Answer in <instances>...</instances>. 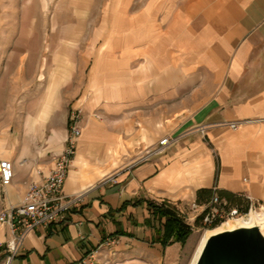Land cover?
<instances>
[{
	"label": "crops",
	"instance_id": "1",
	"mask_svg": "<svg viewBox=\"0 0 264 264\" xmlns=\"http://www.w3.org/2000/svg\"><path fill=\"white\" fill-rule=\"evenodd\" d=\"M105 3L104 50L75 108L82 135L74 161L81 151L88 175L75 180L72 160L64 187L76 203L67 221L29 232L10 264H192L200 246L161 245L148 203L185 217L193 203L202 211L218 197L264 218V0ZM165 138V151L151 154ZM113 153L124 161L100 182L101 160ZM2 157L15 178L0 185V213L21 206L55 161ZM15 234L0 223V264Z\"/></svg>",
	"mask_w": 264,
	"mask_h": 264
},
{
	"label": "rangeland",
	"instance_id": "2",
	"mask_svg": "<svg viewBox=\"0 0 264 264\" xmlns=\"http://www.w3.org/2000/svg\"><path fill=\"white\" fill-rule=\"evenodd\" d=\"M106 1L0 0V140L7 143L6 150L14 154L15 162L24 153L42 165L67 150L72 118L80 114L75 108L87 97L85 76L104 50ZM42 74L44 85L39 81ZM50 79L57 80V98L44 126L34 124L39 111L32 103ZM29 117L34 119L27 125ZM112 155L101 160L106 176L100 182L124 161L119 153ZM141 156L136 154L133 160ZM195 215L184 219L194 230L189 243L196 241L199 247L209 232L222 225L207 230L195 227Z\"/></svg>",
	"mask_w": 264,
	"mask_h": 264
},
{
	"label": "built area",
	"instance_id": "3",
	"mask_svg": "<svg viewBox=\"0 0 264 264\" xmlns=\"http://www.w3.org/2000/svg\"><path fill=\"white\" fill-rule=\"evenodd\" d=\"M79 116L72 118L71 134L67 138L68 148L60 155H56L53 169L51 173L38 183H31L24 197L23 204L19 207H12L7 211L0 213V223L10 226L12 232L17 233L9 240L6 249L9 257L1 264H10L15 255L19 252L23 244L24 238L31 231L39 228L48 229L50 226L67 221V214L71 206L75 204L76 198L65 194V183L69 175V168L76 154L79 139L81 138V127L78 125ZM237 123L232 124L236 127ZM171 144L169 138L163 139L159 147L151 154L159 155L163 153L167 146ZM150 154V153H149ZM150 154V155H151ZM15 178L14 163L10 160L0 161V182L1 186L6 188L12 184ZM108 181H113L108 180ZM114 182H116L114 180ZM113 182V183H114ZM200 206L197 203L191 205V211L196 213L195 222L202 218L201 228H213V226L222 225L230 220L245 219L251 213H244L239 208H228L218 197H214L213 201L204 210L199 211ZM117 241L111 240L110 244L115 245ZM79 264H88L83 261Z\"/></svg>",
	"mask_w": 264,
	"mask_h": 264
},
{
	"label": "water",
	"instance_id": "4",
	"mask_svg": "<svg viewBox=\"0 0 264 264\" xmlns=\"http://www.w3.org/2000/svg\"><path fill=\"white\" fill-rule=\"evenodd\" d=\"M240 221L243 219L227 222L233 229L222 223L221 232L217 229L207 234L192 264H264V218L250 225Z\"/></svg>",
	"mask_w": 264,
	"mask_h": 264
},
{
	"label": "trees",
	"instance_id": "5",
	"mask_svg": "<svg viewBox=\"0 0 264 264\" xmlns=\"http://www.w3.org/2000/svg\"><path fill=\"white\" fill-rule=\"evenodd\" d=\"M150 219L147 220V225L156 228L158 231V242L164 247L171 246L175 243L185 244L193 234L192 226L188 225L184 217L174 207L167 204L157 205L155 203H148L147 205ZM229 208V207H228ZM238 208V207H237ZM244 213H249L243 208H239ZM199 218L195 222V227L201 226ZM217 225L213 226V228Z\"/></svg>",
	"mask_w": 264,
	"mask_h": 264
},
{
	"label": "bare ground",
	"instance_id": "6",
	"mask_svg": "<svg viewBox=\"0 0 264 264\" xmlns=\"http://www.w3.org/2000/svg\"><path fill=\"white\" fill-rule=\"evenodd\" d=\"M45 80V75L42 74L39 78V81H41V85L45 84L46 82H44ZM56 81L54 80L52 81L50 79V82H48V84L45 87V90L41 93L40 96L36 97V99L33 101L32 105L34 106V108L38 109V114L36 119L34 120V124H38V125H42L44 126L45 122H46V115L50 112L49 110H51V104L54 103V100L57 98L56 94H57V89L56 87ZM34 118L29 117L28 118V122L27 125L31 122V120H33ZM33 128V127H32ZM6 146L7 143L4 140H0V153L3 155H7V154H11L12 152H9L8 150H6ZM109 155V154H108ZM77 159L73 162V165L76 166L78 168V171H80L81 174L79 173H74L73 172V178L76 180L78 179L80 176L81 177H86L88 174L85 173L86 171V157L82 154V152L80 151L79 154L77 155ZM112 156V154H110V157ZM9 158V157H7ZM10 159V158H9ZM84 172V173H83ZM103 174V173H102ZM106 176V174L102 175L101 177ZM93 181L89 178V186H92ZM260 217H259V216ZM262 214L252 211V213L250 215H248L247 218L243 219V221H240V224H245V225H250L252 224V222L256 219H261ZM239 222V221H238ZM227 227L230 229H233V225L231 223L227 224ZM223 230V228L218 229L217 232H221ZM210 233V232H209ZM205 239V237H204ZM203 241V240H202Z\"/></svg>",
	"mask_w": 264,
	"mask_h": 264
}]
</instances>
